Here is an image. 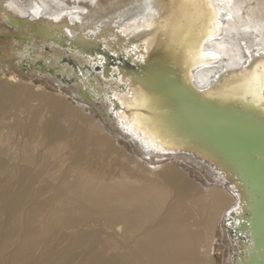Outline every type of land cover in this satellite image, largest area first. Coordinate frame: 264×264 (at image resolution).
I'll list each match as a JSON object with an SVG mask.
<instances>
[{"label":"bare ground","instance_id":"6f19581e","mask_svg":"<svg viewBox=\"0 0 264 264\" xmlns=\"http://www.w3.org/2000/svg\"><path fill=\"white\" fill-rule=\"evenodd\" d=\"M211 3L216 25L206 10L207 19L185 22L174 33L149 28L145 18L134 23L147 13L144 0H0V110L13 118L3 127L7 135L0 133V264H231L235 243L226 214L237 196L199 159L221 166L223 160L171 130L174 124L161 110L170 99L165 85L156 91L139 86L120 98L127 107L150 110L132 122H145L150 134L139 129L148 144L158 145L152 135H160L170 149H191L199 157L148 151L103 97L111 90L120 94L121 83L133 85V75L115 68L122 75L114 78L104 67L87 66L81 46V38L105 36L108 22L119 20L122 37L113 34L118 39L109 46L134 66L148 61L143 45L147 53L183 60L184 71H190L180 81L186 90L237 70L228 76L261 106L245 80L264 63V0ZM171 10L169 0L153 23L166 22ZM198 41L216 58L199 56ZM233 89L213 88L207 96L226 101ZM144 96L152 102L145 104ZM175 107L170 111L176 114ZM56 156L67 157L68 165L53 162ZM18 230L22 241L9 250Z\"/></svg>","mask_w":264,"mask_h":264},{"label":"water","instance_id":"95a60500","mask_svg":"<svg viewBox=\"0 0 264 264\" xmlns=\"http://www.w3.org/2000/svg\"><path fill=\"white\" fill-rule=\"evenodd\" d=\"M118 21L108 22L105 26V33L108 34L105 36L100 34L81 38V46L85 47L83 54L89 61L86 63L87 66L90 67V63L96 65L98 71L104 67L105 74L117 75L114 78H118V75L122 73L120 70L113 69L123 67L125 73L133 75L135 79L133 85L128 82L121 83L124 86L120 85V94L111 90L103 95L110 102L112 112L124 130L128 131L148 151L172 155L184 152L197 159L199 156L197 157L191 149L177 151L170 149L174 146L167 145L168 142L163 139L164 137H159L160 135H152L157 137L158 145L148 144L143 135L145 136L144 132L150 134L151 131L146 128L145 122L141 124L142 126L132 122L135 114L149 115L150 110L142 106L127 107L120 98L125 93L129 96L128 92L139 86L143 90L150 88L149 91H151L154 88L153 91H156L160 90L161 85H165L167 88L165 91L170 99L167 105L161 107V110L167 111L169 117L167 121L173 122L174 127L171 130L179 129L186 139L188 138L190 144L212 154L215 159H222L223 167L211 164L205 158L199 160L211 167V170L221 177V180H224L237 196V203L226 214L227 233L231 242L235 243L232 248L231 264H264V108L257 100L253 102L252 95L242 94L239 90L242 88L240 81L232 76L238 72L237 70L232 73L227 72L226 75L223 72L200 88L196 84L193 87L189 79L186 84H190L191 87L186 90L183 86L181 87V82H185L183 77L185 74L189 76L190 71H184L183 60L178 63L170 57L156 56L160 52L155 50L147 53L144 45L140 51L141 55L146 54L148 61L143 68L134 66L127 57L124 55L125 58L122 57L121 52H118V55L121 53L119 55L121 58H117L118 55L109 44L122 37L118 30L121 26L119 28L116 26ZM113 34H116L118 38L113 37ZM153 55L155 59H151ZM99 60L102 62H98ZM125 61L128 62L125 63ZM76 69L79 70L78 66ZM192 71L191 74L194 75L195 68ZM79 73H82V70ZM229 74L232 75L228 76ZM228 81L232 84H227ZM225 87L235 88L232 90L231 99L221 102L208 98L209 90ZM171 105L176 106V114L170 111ZM140 127L144 132L139 129ZM162 143L164 146L161 145Z\"/></svg>","mask_w":264,"mask_h":264},{"label":"snow or ice","instance_id":"6c2138e0","mask_svg":"<svg viewBox=\"0 0 264 264\" xmlns=\"http://www.w3.org/2000/svg\"><path fill=\"white\" fill-rule=\"evenodd\" d=\"M169 3V0H144V7L147 9L148 14L145 16V22L149 28H160L164 31L177 32L184 30L185 22L191 24V22L197 17H203L207 19V11L211 12L212 24L216 25L217 21L215 20L216 9L211 3V0H171L172 10L169 13L168 19L166 22L159 25H155L153 20L157 17L163 15V12L158 11V9L164 7ZM179 8L180 19L175 21L176 9ZM207 27V25H205ZM215 27H213L208 34L215 32ZM203 39V34L201 35ZM197 51L201 57H212L216 58L215 53L208 52L205 53L202 50V47L199 46V41ZM245 83L248 85L249 89L255 88L258 99L261 102V106L264 107V63L258 64L254 70H252L247 76ZM143 95V94H142ZM153 98L144 96L145 104L152 102Z\"/></svg>","mask_w":264,"mask_h":264},{"label":"rangeland","instance_id":"374dc122","mask_svg":"<svg viewBox=\"0 0 264 264\" xmlns=\"http://www.w3.org/2000/svg\"><path fill=\"white\" fill-rule=\"evenodd\" d=\"M146 14H148V12L147 13H144V14H142V16H141V19H143V18H145V16H146ZM128 18H130V14H129V17ZM136 18H138V17H136ZM139 19V18H138ZM138 19L136 20V21H134V23H139L140 22V20L138 21ZM58 28H56L55 30H57ZM55 33H57V32H55ZM3 76V74H1L0 73V79H1V77ZM3 78V77H2ZM1 83H4L3 81H1L0 82V84ZM35 89H37V88H35ZM37 91V90H36ZM41 91V90H40ZM4 103H6V101H4ZM35 103L36 104H38L37 103V101H35ZM34 103V104H35ZM38 105H41L40 103L38 104ZM10 121L12 122L13 121V118L11 119V118H9L8 120L4 117V115H3V111L2 110H0V133L1 134H5V136L7 135V132H6V129L5 128H3V127H6V124L7 123H10ZM9 136H12V137H15V138H18L19 136H14V134L13 133H10V135ZM36 137H31V139L32 140H34ZM35 142H37V144L39 143V141H37V139H35L34 140ZM42 140L40 139V142H41ZM41 144L43 145V143L41 142ZM42 150V148H39V152ZM42 152V151H41ZM36 153H37V151H36ZM38 158H39V155H38ZM21 159H22V157H20V158H17L15 161H11V160H9V158H7V161L8 162H6V163H9L10 165H11V163L12 162H20L21 161ZM62 159V163H63V165H64V167H66V165H68V162H69V160H66L67 159V157H66V159H64V158H62L61 156H56L55 158H53V162H58L59 163V165L61 166V164H60V160ZM25 165V164H24ZM62 167V166H61ZM97 167H99V166H97ZM57 181H59V180H57ZM22 233H23V231H19L18 230V233L16 234V242H15V244L13 245V246H11L10 247V249L9 250H15L16 248H17V246L21 243V241H22V239H21V235H22Z\"/></svg>","mask_w":264,"mask_h":264}]
</instances>
